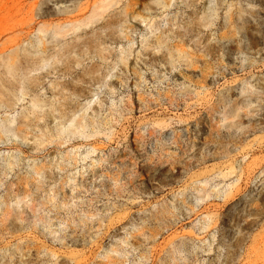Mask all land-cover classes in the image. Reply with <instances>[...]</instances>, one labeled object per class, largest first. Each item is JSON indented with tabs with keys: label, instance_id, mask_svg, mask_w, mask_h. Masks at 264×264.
I'll return each instance as SVG.
<instances>
[{
	"label": "rangeland",
	"instance_id": "374dc122",
	"mask_svg": "<svg viewBox=\"0 0 264 264\" xmlns=\"http://www.w3.org/2000/svg\"><path fill=\"white\" fill-rule=\"evenodd\" d=\"M35 1L0 48L84 0ZM112 1L0 57V264H264V0Z\"/></svg>",
	"mask_w": 264,
	"mask_h": 264
},
{
	"label": "bare ground",
	"instance_id": "6f19581e",
	"mask_svg": "<svg viewBox=\"0 0 264 264\" xmlns=\"http://www.w3.org/2000/svg\"><path fill=\"white\" fill-rule=\"evenodd\" d=\"M35 2L37 3L38 0H36ZM112 2V0H84L83 2L79 1L76 4H73L72 8L70 9H68V7L65 5L62 9L59 10V13L56 12L54 14L55 19L58 20V22L54 24L50 22L42 23L38 26L39 32L48 33L46 34L45 40H41V36H38V42H40V45H37L38 47L36 46L35 53L28 52L27 54L23 53L22 55H20L17 51V47L19 46L17 41H15L14 38H8L6 40V43H8V45H4L3 48H0V57L5 65L6 72L11 75L13 79H15L14 75H19L17 72L18 62H22L23 60L28 62L30 60L29 62H31L32 66H35L46 63L49 60V57H52L51 64L59 61L60 59L56 56V53L62 50V47L66 42H62L65 36L69 33H74V31L77 29H84L85 25L94 22L95 17L96 20L100 21V23L104 22L106 17L111 16V14H109L108 12L110 11H108L105 16H102L101 11H105L107 7H110L112 5ZM134 3L135 2L133 0H126L124 8L130 7ZM39 15H41V12L39 13ZM110 22L111 20L108 23ZM47 40H49L51 44H48ZM84 42L91 44L92 40L88 39ZM4 47H7V49L11 50L14 48V50L4 57ZM52 49L53 51H55V53L53 54L50 52ZM67 50H69V48ZM64 62L66 63L64 66L67 68L69 66V58L65 57ZM76 62L79 61L76 60ZM0 81L1 84H4L1 78ZM32 81H35V79H32ZM14 90H16V87L14 88ZM13 95L16 96V91L13 92ZM12 103H15V100H13ZM35 105H37V103ZM5 121L9 122V120L7 119ZM12 121L13 119L10 120V123Z\"/></svg>",
	"mask_w": 264,
	"mask_h": 264
}]
</instances>
